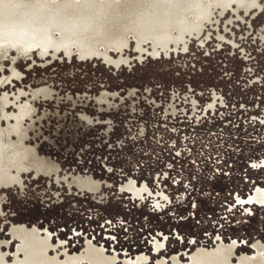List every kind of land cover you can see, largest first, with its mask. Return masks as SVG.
Segmentation results:
<instances>
[{
  "label": "rangeland",
  "instance_id": "374dc122",
  "mask_svg": "<svg viewBox=\"0 0 264 264\" xmlns=\"http://www.w3.org/2000/svg\"><path fill=\"white\" fill-rule=\"evenodd\" d=\"M97 1L0 0V136L22 137L55 167L0 173L7 262L22 225L49 232L57 262L89 242L116 264H193L219 242L237 243L232 264L255 257L264 0H141L156 7L112 27L96 22ZM130 182L149 191L134 195Z\"/></svg>",
  "mask_w": 264,
  "mask_h": 264
},
{
  "label": "bare ground",
  "instance_id": "6f19581e",
  "mask_svg": "<svg viewBox=\"0 0 264 264\" xmlns=\"http://www.w3.org/2000/svg\"><path fill=\"white\" fill-rule=\"evenodd\" d=\"M160 1V0H158ZM103 5L102 10L99 12V15L96 18V22L104 25L115 26L119 25L122 18L133 16L142 10L150 11L156 7V3H143L141 0H98ZM152 12V11H150ZM150 17V16H149ZM95 19V18H94ZM154 21V18L151 19ZM151 26L153 25L151 21H148ZM144 23H140L142 25ZM147 24V23H146ZM154 26V25H153ZM141 35L139 33H131L128 35L129 40L132 38L136 41ZM150 41H146L148 44ZM109 54H117L118 52L124 51V47L119 48H110L106 47ZM185 51L181 50L179 53H184ZM104 92V91H103ZM102 92V93H103ZM108 92V91H107ZM3 105L0 104V111H2ZM22 120V119H21ZM19 121V120H18ZM264 159V158H263ZM262 159V160H263ZM262 160L260 162H262ZM54 166L51 165L47 157L38 155L35 147L27 146L22 137L17 138V141L11 138L10 135L5 134L0 136V173L9 177L13 181L19 180L21 175L25 172H35L39 174H52ZM43 172V173H41ZM75 180L81 187H86L87 189L97 190L99 188V183L92 179L88 178H76ZM75 181V182H76ZM126 188L131 190L134 195H142L144 190L147 188L144 186L140 188L136 186L133 182H130L126 185ZM149 191V190H147ZM259 201L263 202V191L259 189L249 198V201ZM20 226V225H19ZM17 227V226H16ZM15 227V228H16ZM16 235L21 239V243L18 245V253L20 251L24 252L25 259L21 261L17 258V264H35L40 262L42 264H54L56 257H49L48 255V246L49 243V234L46 233V236H42V232L39 230L37 225L33 227H27L22 225L16 229ZM7 241V240H6ZM8 242V241H7ZM5 243V242H4ZM1 243V244H4ZM258 251L262 252L264 246L258 244ZM89 256L88 259H92V264H116L115 258L107 256L103 251L98 248L90 245L88 247ZM234 246L233 245H219L212 252H203L199 258L205 257L208 261H200L201 264H229L231 259V254H233ZM7 253L0 251V264L6 263ZM244 261H247L249 257H242ZM48 259L50 261H48ZM198 259V258H197ZM139 260V259H138ZM141 261V260H140ZM198 262V261H195ZM125 264H134L132 260H126Z\"/></svg>",
  "mask_w": 264,
  "mask_h": 264
},
{
  "label": "crops",
  "instance_id": "0c3cea01",
  "mask_svg": "<svg viewBox=\"0 0 264 264\" xmlns=\"http://www.w3.org/2000/svg\"><path fill=\"white\" fill-rule=\"evenodd\" d=\"M46 233H48L49 234V232L47 231ZM46 233H45V235H43L44 233H42V236H46ZM49 243H51V245H49L48 247V255H49V257H56V256H51L50 255V250H51V246H52V241H51V235L49 234ZM262 241H259V242H255V244L253 245L254 246V250L256 251V256L255 257H253V256H248V255H241L239 258H238V261H244L243 260V258L242 257H244V256H247V257H249V259L247 260V261H264V259H263V253H264V249L262 250V252L260 251H258V244H261V245H263L264 246V243H261ZM221 244H224V245H233L234 246V251H233V254H231V259H230V263L229 264H232V257H233V255H235V249H236V247H237V243L236 242H232V244H227V243H225V242H219L217 245H216V247H214V248H212V249H205V248H202V249H199L193 256H192V261H193V264H201V262L200 261H208V259H206L205 257H202V258H199V256H201L202 254L201 253H203V252H212L214 249H216L219 245H221ZM1 245L2 244H0V251H2V249H1ZM90 245H92L93 247H95V248H98V247H96V246H94L91 242H89L88 244H87V247H86V251H85V253H83V254H81V255H70L68 252H66V251H64V253H65V260H63V261H61V262H57V261H60L59 259H58V256L55 258V263L54 264H82L84 261H88L89 262V264H92V259H88L87 258V256H89V254H87L88 253V247L90 246ZM155 246H158V247H161L162 246V244H155ZM18 249V248H17ZM98 249H100V248H98ZM101 251H103V249H100ZM104 252V251H103ZM5 253V252H4ZM17 258L19 259V260H21V261H24V259H25V254H24V257L23 258H20L19 257V255L17 256ZM198 258V259H197ZM139 259V260H138ZM137 259V261L138 262H140V263H144L145 261H147V259L145 258V257H142V256H140L139 258ZM15 260H16V255H15ZM141 260V261H140ZM8 258H7V256H6V263L5 264H9L8 262ZM48 261H50L49 259H48ZM173 261H174V263L175 264H180L178 261V259L177 258H174L173 259ZM195 261H198V262H195ZM132 262H134L133 260H132ZM37 263V262H36ZM35 263V264H36ZM165 262L164 261H159L157 264H164ZM12 264H17L16 263V261L14 262V263H12ZM134 264H136L135 262H134Z\"/></svg>",
  "mask_w": 264,
  "mask_h": 264
},
{
  "label": "flooded vegetation",
  "instance_id": "af4514ba",
  "mask_svg": "<svg viewBox=\"0 0 264 264\" xmlns=\"http://www.w3.org/2000/svg\"><path fill=\"white\" fill-rule=\"evenodd\" d=\"M240 263L241 264H264V261H240Z\"/></svg>",
  "mask_w": 264,
  "mask_h": 264
}]
</instances>
